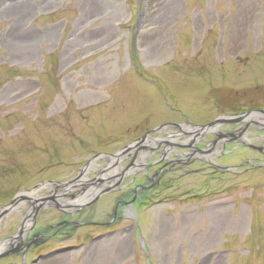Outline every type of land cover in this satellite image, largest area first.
Listing matches in <instances>:
<instances>
[{
    "label": "rangeland",
    "instance_id": "obj_1",
    "mask_svg": "<svg viewBox=\"0 0 264 264\" xmlns=\"http://www.w3.org/2000/svg\"><path fill=\"white\" fill-rule=\"evenodd\" d=\"M239 103L264 108V0H0V210L135 133L206 123ZM223 180L211 189L225 188L219 210L145 213L150 248L128 233L0 264H264V169ZM22 218L0 223V244Z\"/></svg>",
    "mask_w": 264,
    "mask_h": 264
},
{
    "label": "flooded vegetation",
    "instance_id": "obj_2",
    "mask_svg": "<svg viewBox=\"0 0 264 264\" xmlns=\"http://www.w3.org/2000/svg\"><path fill=\"white\" fill-rule=\"evenodd\" d=\"M241 106L239 103L235 111L219 114L206 123L169 121L135 133L116 151L94 154L85 164H90L89 172L77 182L67 185L79 175L64 183L43 182L41 185L45 187L32 198L48 202L31 223V228L28 227L30 223H26L21 246H8L2 254L32 244L26 253L20 251L8 256L25 258L29 252L49 243L59 245L56 252L69 253L84 247L89 252L93 244L116 235L123 238L129 233L132 240L137 235L139 237L143 231V215L157 212L162 207H168L163 208L165 212L168 211L167 215H173L170 212L175 211L181 216L191 214V211H186L192 208H197L196 212L201 208L200 216L219 210L222 205L217 202L225 188L222 192H214L211 190L213 183L223 182L224 176L238 178L264 169V108L244 109ZM218 119L230 123L197 129ZM161 126L166 127L151 133ZM241 152L244 153L243 158L238 160V153ZM252 154L256 157L250 158ZM117 155H120L119 159L113 157ZM106 170V177L110 173H115L114 176L105 181V186L100 184L98 188L93 187L99 175ZM85 177L86 182L82 183ZM71 185H76L74 191L65 195L64 190ZM88 188L86 196L78 198L77 192ZM45 190H48V195H38ZM18 197L22 196H14L12 200ZM32 211L30 202H22L11 213L23 214L14 237L19 234ZM47 212L54 214L40 225L38 218ZM86 229L92 230L89 240L76 244L80 232ZM99 230L101 233L93 236ZM144 243L146 248H150L147 241Z\"/></svg>",
    "mask_w": 264,
    "mask_h": 264
},
{
    "label": "water",
    "instance_id": "obj_3",
    "mask_svg": "<svg viewBox=\"0 0 264 264\" xmlns=\"http://www.w3.org/2000/svg\"><path fill=\"white\" fill-rule=\"evenodd\" d=\"M226 123H230L229 121L227 120H223V119H218L216 120L215 122L211 123L210 125L206 126V127H203V128H200L198 127L197 129H204V128H210V127H213V126H216V125H221V124H226ZM175 127H178L177 125H174ZM164 127L166 126H161L159 128H157L155 131L151 132V133H155V132H158L160 131L161 129H163ZM115 159H119L120 158V155H117V156H113ZM90 167V164L86 165L79 173V176L76 180L70 182V183H67V185H70L74 182H77L78 179L80 177H83L86 172L88 171ZM107 173V170L104 172V173H101L99 176H104L106 175ZM95 181V180H94ZM42 185H38L36 188L32 189V190H29L26 192L25 195H23L22 197H18L16 199H14L8 206H5L3 207L1 210H0V223L2 222V220L4 218H6L7 216H9L16 208L18 205H21L22 202H30L31 206H32V213L30 215V217L27 219V221L22 225V227L20 228V232L19 234L14 237V238H10L4 242H2L0 244V247H2L3 245L5 244H8V246H21V236H22V233H23V228H25V225L27 222L30 223V225H28L29 228H31L30 226L32 225L31 223H33V221H35L36 219V216L37 214L39 213V211L42 209V207L45 206V204L48 202V200H36V199H33L32 197L33 196H29V195H34L38 192V188H40ZM27 226V225H26ZM17 242V244H16ZM19 242V243H18ZM32 244H29L27 247L25 248H21L20 250H14L12 249L10 252L6 253V254H2L0 253V259L1 258H5V257H8V256H11L13 254H17L19 253L20 251L21 252H27L28 249L31 247ZM24 254V253H23Z\"/></svg>",
    "mask_w": 264,
    "mask_h": 264
},
{
    "label": "bare ground",
    "instance_id": "obj_4",
    "mask_svg": "<svg viewBox=\"0 0 264 264\" xmlns=\"http://www.w3.org/2000/svg\"><path fill=\"white\" fill-rule=\"evenodd\" d=\"M174 141V140H173ZM117 161L118 160H116L115 162L117 163ZM89 171H87L86 172V174L88 173ZM115 174V173H114ZM114 174L113 173H110V174H107V177L104 175V176H99L98 178H97V180L95 181V185L93 186V187H95V188H98L99 187V185L100 184H104L105 183V181L106 180H109L110 178L109 177H112V176H114ZM81 182L82 183H84V182H86V177L85 178H83L82 180H81ZM42 184V183H41ZM41 184H39V185H41ZM93 184V183H92ZM106 184H104L103 186H105ZM107 186H108V183H107ZM45 187V185L43 186H41L40 188H38V192L39 191H41L43 188ZM75 187H76V185L74 186V185H71V186H67L66 187V189L64 190V192H65V195H67V194H69L71 191H74V189H75ZM92 187V186H91ZM71 189H73V190H71ZM90 188H88V189H83V192H77V195H79L78 196V198L80 197V198H83L84 196H86V194H85V192H89L88 190H89ZM90 192H93L92 190H90ZM29 196H36V194H34V195H29ZM141 242V244H142V246L145 248V244H144V242H142V241H140ZM8 247V244H5V245H3L2 247H0V253H3V251H5L6 250V248ZM146 249V248H145Z\"/></svg>",
    "mask_w": 264,
    "mask_h": 264
}]
</instances>
